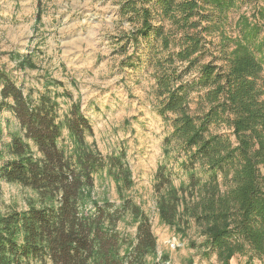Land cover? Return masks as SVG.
Returning a JSON list of instances; mask_svg holds the SVG:
<instances>
[{
	"label": "trees",
	"instance_id": "16d2710c",
	"mask_svg": "<svg viewBox=\"0 0 264 264\" xmlns=\"http://www.w3.org/2000/svg\"><path fill=\"white\" fill-rule=\"evenodd\" d=\"M237 1L128 0L120 8L138 24L125 36L134 49L128 62L152 70L153 108L168 127L169 163L152 179L156 213L201 259L214 255L218 264L236 255L264 261V0L252 17L238 15L233 37L225 26ZM52 86L63 85L44 81L33 97L0 66V112L18 122L0 148V182L38 195L25 211L0 207V264H166L149 216L128 192L126 151L103 156L87 145L91 125L78 104L59 121L57 100L71 95ZM199 90L206 108L192 115L190 96ZM216 125L233 140L210 132ZM61 129L74 144L71 156L58 146ZM103 171L117 201L93 192V176Z\"/></svg>",
	"mask_w": 264,
	"mask_h": 264
},
{
	"label": "rangeland",
	"instance_id": "374dc122",
	"mask_svg": "<svg viewBox=\"0 0 264 264\" xmlns=\"http://www.w3.org/2000/svg\"><path fill=\"white\" fill-rule=\"evenodd\" d=\"M125 1L128 0H0V66L17 87L24 92L33 91V97L43 91L44 81L61 83L62 88L50 89L58 93L65 90L71 96L57 100L58 120H62L71 103L78 104L91 125L90 133L85 135L87 145L103 156L126 151L134 183L128 192L150 218L158 257H163L166 264H218L214 255L201 259L187 246V239L163 225L156 213L152 179L158 165L169 163L163 143L168 127L153 108L152 70L139 63L133 68L128 62L134 49L125 36L138 24L133 17L129 20V14L121 15ZM237 2L238 7L228 13L225 26L226 34L233 37L238 15L252 17L255 9L263 6L261 0ZM261 34L264 37V29ZM208 40L214 46L219 38ZM147 43L142 41L138 52L145 53ZM208 60L209 57L204 62ZM203 95L201 90L191 94L192 115H199L200 109L206 108ZM0 124L1 148L17 134L18 122L9 110L3 109ZM210 132L233 140L224 125L211 126ZM58 146L71 156L74 144L65 129H61ZM93 184L96 197L117 201L116 184L106 171L95 174ZM37 198L30 189L0 182L3 212L11 208L25 211L37 205ZM247 259L236 255L231 264H249ZM252 260L254 264H264L256 257Z\"/></svg>",
	"mask_w": 264,
	"mask_h": 264
}]
</instances>
